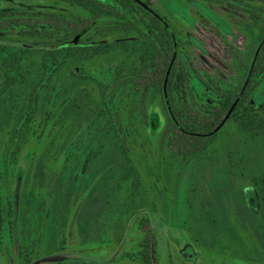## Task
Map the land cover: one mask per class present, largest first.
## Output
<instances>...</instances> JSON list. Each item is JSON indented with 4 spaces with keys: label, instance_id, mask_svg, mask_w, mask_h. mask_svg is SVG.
I'll return each instance as SVG.
<instances>
[{
    "label": "trees",
    "instance_id": "1",
    "mask_svg": "<svg viewBox=\"0 0 264 264\" xmlns=\"http://www.w3.org/2000/svg\"><path fill=\"white\" fill-rule=\"evenodd\" d=\"M54 1L73 6L76 14H69L70 21L53 14L44 15L46 20L37 23L14 19L9 11L0 13V34L43 36L49 41L28 46L0 40V98L5 103L6 126L10 127L0 158V240L8 223L13 238L17 233L20 257L29 253L22 245L23 232L27 231L33 237L43 226L45 229L46 223L55 247L52 254L66 249L68 218L72 213L71 200L77 179L75 173L84 154L92 153L91 160H97L98 155L91 152L90 147L96 143L98 134L109 136L103 143L112 142L121 151L125 162L123 180L132 178L135 187L142 181L130 157L128 142L154 145L161 138L166 144L164 147L181 157V163L188 166L205 159L233 106L230 120L250 135L264 136V108L258 109L252 104L256 90L264 81V0H204L223 3L233 11H243L259 32L252 34L253 43L242 62V82L234 89L225 90L209 80L206 83L213 96L207 95L201 109L195 107L190 90L188 75L193 68L187 62L189 58L184 54V60L179 58V36L169 20L147 8L151 0H114L115 3L101 0ZM103 21L110 23L91 34L94 26ZM203 22L209 23L205 19ZM76 37H81V41L75 42ZM119 55L125 60L115 69L113 76L107 74V79L111 80L108 85L99 81L97 74L85 69L87 64L101 60L115 61ZM95 84L99 85L103 104L102 121L98 119L97 112L100 104L89 90ZM41 115L46 119L39 137L37 126ZM65 117L69 118L67 126L66 121H61ZM53 126H60L58 136L50 141L49 148L45 146L41 151L45 133ZM65 127L71 136L63 152V157L69 162L65 166L71 164L70 160H74L72 165H75L57 174L51 170L52 161L60 148V135L67 132ZM120 133L127 138L123 139ZM129 138L132 140L128 141ZM35 140L38 142L37 150L41 151L40 160L44 163V159L51 156L48 168L51 175L57 174V179L49 194L43 191L35 194L31 190L24 196V184L35 161L32 149ZM100 147L98 149L104 155L107 148ZM108 157L103 158V166L108 165ZM11 176L17 183V189L12 190L11 200L6 205L2 191L7 188ZM16 190L17 211L14 205ZM77 196L83 198V194ZM24 197L28 199L25 202ZM33 199L39 201L35 200L40 206L36 212L34 204L29 203ZM89 206L87 213L96 211L95 203ZM106 207L107 203L101 211H109ZM36 213L38 219L33 217ZM173 222L182 231H188L190 227L186 219L177 221L179 225ZM144 229L143 242L136 251L125 253L124 260L158 264L155 234L151 227ZM84 234L82 236L87 241H94L93 232L87 229ZM102 234V238L107 235ZM25 262L33 263L28 257Z\"/></svg>",
    "mask_w": 264,
    "mask_h": 264
},
{
    "label": "rangeland",
    "instance_id": "2",
    "mask_svg": "<svg viewBox=\"0 0 264 264\" xmlns=\"http://www.w3.org/2000/svg\"><path fill=\"white\" fill-rule=\"evenodd\" d=\"M159 4L162 9L157 10L155 6L156 11L169 20L181 41L180 60H184L185 55L193 68L189 71L188 77L195 107L201 109L207 95L213 96L206 83L209 80L217 82L225 90L237 87L244 78L242 62L247 58L253 43L252 34L257 35L259 32L249 16L240 11L229 10L219 2L209 4L201 0H159ZM74 10L70 3L54 0H0V13L9 11L13 14L12 18L21 21L43 23L46 20L44 15L53 14L70 21L69 14H74ZM202 18L209 23H204ZM108 23L110 22L103 21L95 25L90 31L91 34H94L95 29L104 28ZM255 38L256 36L253 37L254 40ZM0 39L28 46L49 43L43 36L32 37L15 33L0 34ZM209 40L218 44L221 56L217 57L218 53H213L215 51ZM74 41L80 42L81 37H76ZM218 58L224 66L218 64L216 60ZM124 60L125 57L119 55L115 61L101 60L87 64L85 69L91 74H97L98 80L108 85L111 80L107 79V74L113 76L115 69ZM197 73L205 81L201 80ZM98 89L99 85L96 84L89 87L100 104L97 112L98 119L102 121L103 104ZM252 104L258 109L264 108V81L256 90ZM4 108L5 103L0 98V156L10 134V127L6 126L4 118ZM112 118L116 121L115 117ZM45 119L44 115L38 119L39 137ZM68 120V117L61 119L63 123L66 121V126ZM66 129L67 132L64 131L60 135L62 139L60 148L57 149L52 161L51 170L57 174L58 171L67 170L75 165H72L74 160H70L71 164L65 166L68 161L63 157V152L71 138L68 136V127ZM59 130L60 126H53L46 131L41 151L45 146L49 148L50 141L58 136ZM217 134V141L205 159L188 166L181 163V157L164 147L166 144L160 140L161 138L154 145L149 144L148 148L144 147L147 143L128 142L130 157L142 181L138 187L133 185L132 178L123 180L125 162L121 151L112 142L103 143L105 138H110L109 136L98 134L96 143L90 147V150H93L91 152L98 155H95L97 160H91L92 153L84 154L75 173L77 179L74 182L75 192L71 200L72 213L68 218L66 249L61 253L52 254L55 247L50 239L51 234L48 235L46 223L45 229L43 226L33 237L28 235L27 231L23 232L20 239L23 248L29 250V253L20 257L19 241L17 236L11 237L7 223L0 240V264H28L25 262L27 257L32 264H37L38 261L55 255L64 258L63 264L84 262L137 264L125 261L123 255L136 251L142 243L145 235L137 226L143 219L157 223L159 264H187L183 262L180 253L170 241L167 231L173 239L178 238L180 233L187 235L197 250L202 252L204 259L212 260L216 256L215 253L225 258L227 257L225 252H242V255L251 259L261 258L259 263L264 264V136L250 135L230 119H227ZM102 145L107 148L104 155L98 149ZM37 147L38 142L35 140L32 146L35 161L24 184V196L31 190L35 194L41 191L49 194L56 183L57 174L51 175L48 168L51 156L46 157L43 163L40 160L41 151L39 152ZM142 148L148 151H140ZM108 155L109 163L103 166V158ZM101 171L104 174L100 175ZM95 174L99 176L95 177ZM61 180L63 183L66 182L64 179ZM13 189L14 180L11 176L7 188L2 191V199L6 205L11 200ZM93 191L100 197L95 198V202L87 197L88 193ZM78 194H83V198L77 196ZM27 200L24 197V202ZM35 200L29 203L34 204L33 209L36 212L40 206ZM92 203H95L96 211L89 216L88 223L83 214H87L86 208ZM106 203L108 206L106 209L109 211L104 213L101 210ZM37 214L33 216H36V219ZM161 219L165 223L163 229ZM185 219L189 221L188 231L177 229L173 220L179 225L177 221ZM87 229L93 232L94 241L85 239L84 232ZM102 233L107 235L102 238ZM31 238L33 240L29 245ZM206 249H209L210 253L206 254ZM24 251L22 249V252Z\"/></svg>",
    "mask_w": 264,
    "mask_h": 264
},
{
    "label": "flooded vegetation",
    "instance_id": "3",
    "mask_svg": "<svg viewBox=\"0 0 264 264\" xmlns=\"http://www.w3.org/2000/svg\"><path fill=\"white\" fill-rule=\"evenodd\" d=\"M102 2H104V3H107V2H109V1H112L113 3H115V1L114 0H101ZM142 1H144V2H146V0H142ZM201 1H204V0H201ZM204 2H206V3H209V4H212L211 2H207V1H204ZM213 3H215V2H213ZM155 6L157 7V10H161L162 8H161V6H160V4H159V0H151V4H150V6H148L147 8L149 9V10H151L152 12H155V13H157L158 15H160L161 16V14L160 13H158L157 11H156V8H155ZM226 6V5H225ZM227 7V6H226ZM228 8V7H227ZM229 9V8H228ZM229 10H231V9H229ZM233 11V10H232ZM236 11H240V10H236ZM240 12H243V11H240ZM244 13V12H243ZM162 17V16H161ZM163 18H165V17H163ZM203 19V18H202ZM1 40V39H0ZM209 43H210V46L213 48V50L215 51V52H213L214 54L217 52L218 53V56L217 57H219V56H221V50H220V48H219V46H218V44L216 43V42H214V41H212V40H209ZM232 52V51H231ZM216 53V54H217ZM214 57V56H213ZM217 60V62H218V64L220 65V66H224V64H222L221 62H220V59L218 58V59H216ZM213 81V80H212ZM216 84H217V82H215ZM119 136H121L123 139H125L124 137H126L127 138V135L126 136H124V134H122V133H120L119 134ZM160 139V138H159ZM129 140H132L131 138H129L128 139V141ZM131 143H132V141H131ZM156 143V142H155ZM144 146V145H143ZM148 146H149V144L147 143V145H145L144 147H146V148H148ZM148 151V150H145V149H141L140 151ZM3 154V153H2ZM2 154H1V156H0V158L2 157ZM97 165V164H96ZM96 169V168H95ZM99 176V175H98ZM14 188H16L17 189V183H14ZM17 190L15 191V195H14V205H15V196L17 195ZM88 198H89V200L90 201H93V202H95V198H100L97 194H96V192H89L88 193V196H87ZM15 208H16V211H17V206L15 205ZM101 214V213H100ZM86 218H87V222L89 223V216L91 215L92 216V213H85V214H83ZM102 215V214H101ZM104 215H106V214H103V216ZM83 216V217H84ZM85 221V222H86ZM161 226H162V229L164 228L163 227V224H165L164 222H163V219H161ZM152 228V230H153V233L155 234V237H156V229L157 230H159L158 229V227H157V223L154 221V222H150V220L149 219H143V220H141L139 223H138V226H137V228L140 230V231H142L143 233H144V235H145V229L144 228H146V230H148L149 228ZM167 233H168V237L170 238V241L172 242V244L176 247V249H177V251L180 253V256H181V258H182V260H183V262H185V263H187V264H260L259 263V261L261 260V258H258V259H251V258H249L248 256H246V255H242L243 253L242 252H238V253H227V252H225L226 253V256L227 257H222V256H219V255H217V256H214L213 257V259L212 260H208V259H204V255L202 254V252H199L198 250H197V248H196V246L193 244V242H192V240L190 239V238H188V236L187 235H184V234H182V233H180V235H179V237L178 238H175V239H173V236L169 233V231H167ZM16 236H17V233H16ZM11 237H12V235H11ZM13 238V237H12ZM143 242V241H142ZM202 244L204 245V243L202 242ZM140 246V245H139ZM138 246V247H139ZM187 251H190V252H193L194 253V255H195V257H194V259H192V260H185L184 258H183V253L184 252H187ZM240 251V250H239ZM205 252H206V254H208V253H210V250L209 249H206L205 250ZM215 252V251H214ZM233 254V255H232ZM236 254V256H238V257H236V256H234ZM263 259V258H262ZM206 260V261H205ZM205 261V262H204ZM84 263H88V264H92V263H89V262H84ZM159 264V263H158Z\"/></svg>",
    "mask_w": 264,
    "mask_h": 264
},
{
    "label": "water",
    "instance_id": "4",
    "mask_svg": "<svg viewBox=\"0 0 264 264\" xmlns=\"http://www.w3.org/2000/svg\"><path fill=\"white\" fill-rule=\"evenodd\" d=\"M233 109H234V106L231 108V110H230L227 118L224 120V122H226L227 119H229L230 114H231V112H232ZM15 205L18 206V193L15 196ZM194 257H195V255H194L193 252L187 251V252H184L183 253V258L185 260H192V259H194ZM63 261H64V258L63 257L55 255V256L46 257V258L38 261L37 264H42V263L52 264V263H60V262H63Z\"/></svg>",
    "mask_w": 264,
    "mask_h": 264
}]
</instances>
